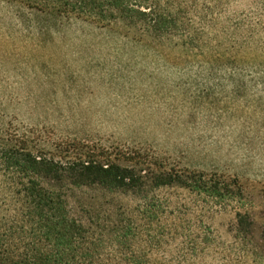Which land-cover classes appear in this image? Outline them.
Returning a JSON list of instances; mask_svg holds the SVG:
<instances>
[{"label": "rangeland", "instance_id": "rangeland-1", "mask_svg": "<svg viewBox=\"0 0 264 264\" xmlns=\"http://www.w3.org/2000/svg\"><path fill=\"white\" fill-rule=\"evenodd\" d=\"M196 2L211 21L203 55L146 47L122 28L81 22L40 34L0 0V126L28 133L48 150L86 144L138 151L242 185L237 201L179 187L152 193L157 215L146 230L156 244L152 259L162 264H222L237 250L238 213L264 238V0ZM219 52L247 66L246 77L232 78L225 68L231 64L216 61ZM219 66L225 71L213 72ZM88 193L108 208L144 205L132 196Z\"/></svg>", "mask_w": 264, "mask_h": 264}, {"label": "trees", "instance_id": "trees-1", "mask_svg": "<svg viewBox=\"0 0 264 264\" xmlns=\"http://www.w3.org/2000/svg\"><path fill=\"white\" fill-rule=\"evenodd\" d=\"M2 1L40 34L81 22L100 30L122 28L127 38L146 47L203 55L211 43V21L198 10L197 0ZM215 59L231 64L225 68L232 78L246 77L249 69L235 58L219 52ZM212 70L225 71L221 66ZM168 187L219 201H237L244 194L237 180L182 171L138 151L86 144L48 150L28 133L0 126V264H162L152 259L156 244L146 222L157 215L151 194ZM89 190L132 196L144 205L137 210L100 206ZM237 216V250L221 263L264 264V238L254 235L249 215Z\"/></svg>", "mask_w": 264, "mask_h": 264}]
</instances>
